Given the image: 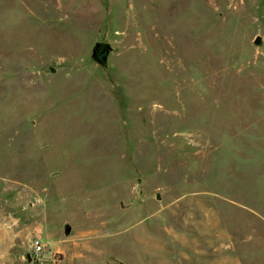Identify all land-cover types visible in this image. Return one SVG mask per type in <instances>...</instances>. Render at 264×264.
<instances>
[{
    "label": "rangeland",
    "instance_id": "1",
    "mask_svg": "<svg viewBox=\"0 0 264 264\" xmlns=\"http://www.w3.org/2000/svg\"><path fill=\"white\" fill-rule=\"evenodd\" d=\"M0 264H264V0H0Z\"/></svg>",
    "mask_w": 264,
    "mask_h": 264
},
{
    "label": "water",
    "instance_id": "2",
    "mask_svg": "<svg viewBox=\"0 0 264 264\" xmlns=\"http://www.w3.org/2000/svg\"><path fill=\"white\" fill-rule=\"evenodd\" d=\"M256 42H260V38H257ZM109 52H110L109 43L97 42L93 48V57L104 62L107 60Z\"/></svg>",
    "mask_w": 264,
    "mask_h": 264
},
{
    "label": "built area",
    "instance_id": "3",
    "mask_svg": "<svg viewBox=\"0 0 264 264\" xmlns=\"http://www.w3.org/2000/svg\"><path fill=\"white\" fill-rule=\"evenodd\" d=\"M32 247H33V258L37 260L41 259L45 251V242L43 241V239L40 237H37L33 241Z\"/></svg>",
    "mask_w": 264,
    "mask_h": 264
}]
</instances>
